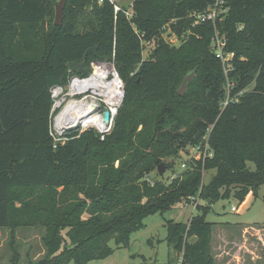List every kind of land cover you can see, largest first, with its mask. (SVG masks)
Here are the masks:
<instances>
[{
    "label": "trees",
    "instance_id": "obj_1",
    "mask_svg": "<svg viewBox=\"0 0 264 264\" xmlns=\"http://www.w3.org/2000/svg\"><path fill=\"white\" fill-rule=\"evenodd\" d=\"M57 1L0 0V228L13 238L22 226L45 229L46 251L32 264H88L115 251L111 240L128 246L147 216L199 196L200 213L190 223L169 220L166 239L183 264H215L213 204L242 203L264 184V0H222L204 20L198 15L217 0H133L132 17L110 0H67L62 25ZM171 32L178 46L164 38ZM218 40L232 54L229 66ZM74 62L85 67L72 71ZM97 62L114 64L125 82L112 130L104 139L73 131L54 147L52 89L89 76ZM188 147L201 158L190 157L173 179L152 176L161 163L173 169L165 161Z\"/></svg>",
    "mask_w": 264,
    "mask_h": 264
},
{
    "label": "rangeland",
    "instance_id": "obj_2",
    "mask_svg": "<svg viewBox=\"0 0 264 264\" xmlns=\"http://www.w3.org/2000/svg\"><path fill=\"white\" fill-rule=\"evenodd\" d=\"M115 1L119 5L129 8L133 0ZM222 3V0H217L215 4L209 6V10L218 13L219 6ZM35 29L41 31V25L36 26ZM164 38L177 46L182 43L175 33L172 32L165 33ZM154 48V43L151 45L147 44L143 52L144 57H147ZM231 56L232 54L223 57L225 65L226 63L228 65ZM96 64L98 63H93L89 75L94 71ZM112 65L111 67L113 68L114 65ZM76 76H72L69 84L65 88H61L63 89L62 92L55 91L54 95L52 89L53 104H58L57 102L61 101L64 106L67 103L69 98L65 94L72 86L78 84V82L70 84ZM119 78L122 81L121 83L119 80L123 91L121 105L125 95V82L120 76ZM250 87L252 88L253 84ZM81 96V94H77L75 97L81 98ZM98 103L101 112L106 110L107 106L102 100H99ZM59 111L60 109L55 113V117ZM97 112L99 113V111ZM89 118H84L78 126L65 128L59 133L67 135L74 131L78 133L76 136L78 138H81V135H85L86 132L98 134L99 131L94 129L93 124L96 122L97 125L98 123L99 130H102L100 128L102 124L99 115L95 114ZM52 124L54 131V118ZM210 136L209 132L206 136V149L211 152L209 156L212 157L213 151ZM91 141L89 137H85L81 146L88 148ZM187 150L188 152H181L180 158L165 161L174 163L173 169L166 170L165 177L169 176L171 178L174 172H182L184 170L182 162L189 160L191 156H198L197 158L202 156L201 152L194 147H188ZM251 165L254 168L253 163ZM216 171L215 168L204 170L203 183H208L214 177ZM152 176L157 177V170L153 172ZM250 193L253 196L251 198L246 197L242 203L234 197L216 202L207 215V220L212 225L211 254L215 264H264V184L258 189V196H255L253 191ZM203 202L199 196H196L189 203L180 202L163 214L155 213L147 216L144 220L145 226L132 234L128 246L117 248L115 241L111 240L110 245L116 248L115 251L104 259L92 260L88 264H180L183 252H178L169 246L166 239L168 234L167 222L174 220L176 222L190 223L192 217L200 213L197 205ZM234 206H237L238 209L232 210ZM44 233L45 229L43 228L22 226L15 229L13 238L10 228H0V264H32L39 261L46 251L42 240ZM195 240V237L189 239L190 242Z\"/></svg>",
    "mask_w": 264,
    "mask_h": 264
},
{
    "label": "bare ground",
    "instance_id": "obj_3",
    "mask_svg": "<svg viewBox=\"0 0 264 264\" xmlns=\"http://www.w3.org/2000/svg\"><path fill=\"white\" fill-rule=\"evenodd\" d=\"M111 65L112 64L105 62H99L95 65L91 75L77 81H71L78 82V84L72 86L71 89L66 92L65 95L69 100L64 106L61 101L57 102L58 106H63L56 116V127L58 130L78 126L84 118L90 119L89 117L95 114H98L100 117L102 124L100 128H102V130L108 128L109 122L105 120L101 112H97L99 108L98 101L102 100L106 104L107 109H110L111 113L115 114L120 106L123 95L119 76L114 66L112 65L114 68L113 70ZM60 91L62 92V90L58 89L56 92ZM77 94H81V98H76L75 96ZM93 126L99 129L98 123L96 125L95 122Z\"/></svg>",
    "mask_w": 264,
    "mask_h": 264
},
{
    "label": "built area",
    "instance_id": "obj_4",
    "mask_svg": "<svg viewBox=\"0 0 264 264\" xmlns=\"http://www.w3.org/2000/svg\"><path fill=\"white\" fill-rule=\"evenodd\" d=\"M104 1L105 0H100V3L104 2ZM110 1H111V3H113L116 12L122 10L121 5H119L117 1H115V0H110ZM123 11L125 12V14L128 17H132L133 16L132 5L127 10H123ZM215 16H216V12L215 11H210L208 13H204V14L198 15V18L202 19V20H204V19H214ZM218 43H219L218 44L219 45L218 56L223 58L224 55L222 54V47L224 45V42L218 40ZM97 63H99V62H97ZM76 77H79V76H76ZM120 81H121V79H120ZM121 83H122V81H121ZM58 109H60V111H61L62 106H58V104H56V103L53 104L52 111H51V128H50L51 130H50V133H51V135L53 137V140H54V147H57L59 143L64 144L69 139V137L67 135L59 133V132H61V130H58V128L56 127V117L54 115H55V113L57 112ZM99 109L100 108H98L97 111L101 112V110H99ZM104 112H105V110L103 112H101V113L104 115ZM53 118H54V131H53V124H52L53 123ZM114 118H115V114L112 113V117H111V120L109 122V126H108V128L106 130H99L97 127L93 126L96 131H99V133L101 134L102 138L105 137L106 133L110 132V130H111L112 126H113V123H114ZM182 167L184 169L186 168V161L182 162ZM171 177L173 179L175 177V173ZM237 209H238V207L234 206L232 210H237ZM182 260H183V257L180 259V262H179L180 264H183Z\"/></svg>",
    "mask_w": 264,
    "mask_h": 264
},
{
    "label": "water",
    "instance_id": "obj_5",
    "mask_svg": "<svg viewBox=\"0 0 264 264\" xmlns=\"http://www.w3.org/2000/svg\"><path fill=\"white\" fill-rule=\"evenodd\" d=\"M66 1L67 0H60L56 3V13H55V24L57 25H62L64 22V18H65V9H66ZM85 67V63H79V62H74L70 65V68L72 71H77L80 72L83 70V68ZM115 68V67H114ZM116 71V69H115ZM117 72V71H116ZM118 74V73H117ZM119 76V75H118ZM196 77V72L192 71L189 74H187L183 81L182 84L180 85L179 89H178V93L181 96H184L189 88V84L190 82ZM117 113V112H116ZM112 117V113L110 109H106L104 112V118L106 121L110 122ZM87 150V147H85V150ZM167 170V165L165 163H161L158 168H157V172L160 176H163L165 174Z\"/></svg>",
    "mask_w": 264,
    "mask_h": 264
},
{
    "label": "crops",
    "instance_id": "obj_6",
    "mask_svg": "<svg viewBox=\"0 0 264 264\" xmlns=\"http://www.w3.org/2000/svg\"><path fill=\"white\" fill-rule=\"evenodd\" d=\"M252 196H253L252 193H249V195H248L247 197H248V198H249V197L251 198Z\"/></svg>",
    "mask_w": 264,
    "mask_h": 264
}]
</instances>
